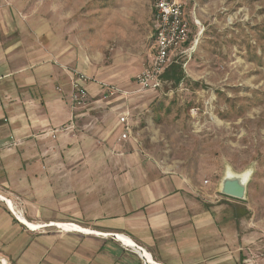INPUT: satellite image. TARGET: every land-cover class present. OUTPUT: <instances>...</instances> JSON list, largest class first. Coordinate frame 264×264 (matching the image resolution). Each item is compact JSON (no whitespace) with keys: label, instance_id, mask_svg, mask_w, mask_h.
Returning <instances> with one entry per match:
<instances>
[{"label":"rangeland","instance_id":"1","mask_svg":"<svg viewBox=\"0 0 264 264\" xmlns=\"http://www.w3.org/2000/svg\"><path fill=\"white\" fill-rule=\"evenodd\" d=\"M182 2L193 47L174 63L183 78L176 87L164 81L139 91L135 79L151 60L152 0H0V25L50 34L55 51L63 45L69 54L65 65L83 69L95 88L92 111L58 129L63 139L51 173L13 189L3 179L20 176L0 175V194L40 224L87 227L95 208L122 191L130 166L208 181L216 195L227 167L250 170L246 201L218 197L229 209L239 264H264V0ZM127 111L132 144L117 141ZM34 168L38 173L41 165Z\"/></svg>","mask_w":264,"mask_h":264},{"label":"crops","instance_id":"2","mask_svg":"<svg viewBox=\"0 0 264 264\" xmlns=\"http://www.w3.org/2000/svg\"><path fill=\"white\" fill-rule=\"evenodd\" d=\"M184 15L187 21L186 10ZM49 35H37L24 26L0 25V175L20 176L18 181L3 179L1 185L8 189L24 188L28 179L40 184L44 172L51 173L49 162L63 139L58 129L92 111V104L72 107L71 76L64 69L70 57L63 45L55 51ZM192 50L187 41L182 55ZM85 87L88 93L95 89L92 84ZM130 126L131 137H118V142L132 144L133 123ZM10 138L16 146H7ZM38 164L37 173L34 166ZM114 170L110 167L108 173L116 175ZM123 175L124 188L95 208L91 225L75 223L107 237L34 232L4 204L0 207V260L4 264H146L144 251L158 264H239L229 209L219 203V194L209 182L191 183L183 175L153 165L130 166ZM0 195L11 201L25 221L40 224L16 207L13 198ZM50 223L54 221L41 224ZM118 234L135 247L118 242L113 236Z\"/></svg>","mask_w":264,"mask_h":264},{"label":"built area","instance_id":"3","mask_svg":"<svg viewBox=\"0 0 264 264\" xmlns=\"http://www.w3.org/2000/svg\"><path fill=\"white\" fill-rule=\"evenodd\" d=\"M152 1V41L154 47H152L149 65L135 79L139 91L156 90L160 87L162 75L173 64L176 57L182 53V47L189 38V24L184 17V4L179 0ZM64 69L71 76L72 107L74 109L86 108L90 98L85 85L89 78L76 69L68 67ZM59 91L61 92L60 89ZM106 93L109 95L114 94L111 90H107ZM125 114L119 118L118 122L123 127L120 140H126L131 137V126H129L128 120L129 113L126 112ZM10 143L11 146L16 145L13 138H10ZM207 183L208 181H204V184ZM0 264H4L3 261L0 260Z\"/></svg>","mask_w":264,"mask_h":264},{"label":"bare ground","instance_id":"4","mask_svg":"<svg viewBox=\"0 0 264 264\" xmlns=\"http://www.w3.org/2000/svg\"><path fill=\"white\" fill-rule=\"evenodd\" d=\"M0 201L3 202V204H5V206L11 210L14 215L20 220V222H22V224H24L29 230L31 231H38L44 227H55L57 229H59L61 232H76V233H81V234H88V235H96V236H103V237H107L109 235L107 234H101L99 232H95L92 231L90 229L87 228H83L75 223H62V222H54V223H50V224H32L29 223L27 221L24 220V218L18 213L16 212L13 204L11 203V201H9L8 199L4 198L3 196L0 195ZM114 238L120 242L122 245L126 246V247H132L134 248V244L125 236H122L120 234L118 235H113ZM142 257L143 260L146 264H158L155 261H153L151 259V257L145 253L144 251L142 252Z\"/></svg>","mask_w":264,"mask_h":264},{"label":"water","instance_id":"5","mask_svg":"<svg viewBox=\"0 0 264 264\" xmlns=\"http://www.w3.org/2000/svg\"><path fill=\"white\" fill-rule=\"evenodd\" d=\"M251 175L252 172L250 170L236 173L227 167L219 181L217 193L222 197L235 201H246L247 186Z\"/></svg>","mask_w":264,"mask_h":264},{"label":"trees","instance_id":"6","mask_svg":"<svg viewBox=\"0 0 264 264\" xmlns=\"http://www.w3.org/2000/svg\"><path fill=\"white\" fill-rule=\"evenodd\" d=\"M182 78V69L177 64H171L170 67L162 75V80L170 82L173 87L178 86Z\"/></svg>","mask_w":264,"mask_h":264}]
</instances>
